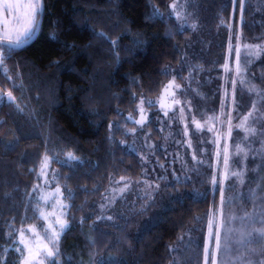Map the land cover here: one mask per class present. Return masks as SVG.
Wrapping results in <instances>:
<instances>
[{
	"label": "trees",
	"instance_id": "16d2710c",
	"mask_svg": "<svg viewBox=\"0 0 264 264\" xmlns=\"http://www.w3.org/2000/svg\"><path fill=\"white\" fill-rule=\"evenodd\" d=\"M232 1L199 0L197 10L191 0L194 14L179 21L170 7L178 0H44L38 35L0 66V96L11 92L15 98L0 102V264H20V231L42 219L35 190L45 156L60 172L59 183L70 202V227L59 243L54 264H203L204 218L220 206L219 188L226 201L225 216L237 217L233 227L248 232L261 226L264 52L256 62L249 61L245 73L237 75L236 65L232 70L216 71L226 60L218 54L226 51L232 38L227 36L225 48L215 50L211 31L221 25L218 33L224 35L230 32L226 24L233 20L231 33L241 36L238 41L264 43V0L246 3L242 19L241 3L234 6ZM199 20L208 29L209 47L207 61L197 67L193 63L195 71H190L194 88L201 87L193 102L198 108L196 103L202 99L209 108L205 116L225 117V126L219 125L221 132L215 134L214 147L219 149L214 155L207 154V168H194L196 174H188L194 179L181 187L164 184L160 177L163 189L153 201L157 209L152 221L140 227L142 215L135 219L137 214L132 217L130 209L114 217L121 226L105 232L95 224V200L105 197L115 179L137 182L154 165L149 163L145 169L140 155L119 143L126 115L136 111L141 98L163 95L173 69L185 64L182 49L193 40L192 25ZM209 55L211 59L215 56L213 61ZM212 70L219 77L212 76ZM187 74L182 78L187 79ZM253 85L261 92L259 96L249 91ZM242 92L246 103L240 98ZM250 111L247 125L255 134L244 139L246 133L236 126ZM160 113L146 125L156 140L155 160L163 159L167 150L157 144L158 134L168 136L172 128L168 123L173 115L162 113L161 125ZM234 142L240 143L247 158L233 154ZM225 149L236 171L242 173V182L235 177L225 181L222 175L213 185L211 178L214 169L222 166ZM69 153L76 159L69 160ZM236 160L241 161L239 165H234ZM165 165L155 168L162 170ZM179 191L182 195H175ZM245 211L253 214L255 222L252 217L239 218ZM236 247L245 261L257 264L264 260V241L255 232L252 243L245 241Z\"/></svg>",
	"mask_w": 264,
	"mask_h": 264
},
{
	"label": "rangeland",
	"instance_id": "374dc122",
	"mask_svg": "<svg viewBox=\"0 0 264 264\" xmlns=\"http://www.w3.org/2000/svg\"><path fill=\"white\" fill-rule=\"evenodd\" d=\"M194 1L197 8L199 6V4L197 5L199 0ZM190 2L191 0H178L176 3V11L180 13V18L178 19L179 21L181 19L184 20L188 18V16L194 14V9L189 5ZM232 2L234 6H236L238 3H241L242 10H244L246 3H249L250 0H233ZM173 14L174 17H176L174 11ZM8 19L11 21V16H8ZM202 20H199V22L197 21L194 23V25H192L194 27V38L191 40V42H189L188 46L182 49V58L185 61V64L173 69L170 81L167 83L168 85L174 81L173 87L167 92H164L159 98H141L136 111L126 115L127 122L131 124L126 122L122 125L123 134L119 139V143L128 149L137 152L144 163L145 169L149 163H154V165L151 167V169L148 168L147 175L146 173L144 176L142 175V178L137 182H128L127 180L115 179L111 189L107 192L105 197L101 200H95V224L105 232H113V227L121 226L122 224L117 222L114 217L116 214L123 213L124 211L130 209L132 213L136 212L137 217H135V219H139V217L142 215L143 220H139L140 222H138L140 227L152 221L155 216L154 213L157 209L155 208L157 203H154L153 201L160 195V192L163 189V186L160 182V177H164V184H173L181 187L187 181L190 182L192 181L191 179H194L192 175H188L190 173L196 174L197 171H194V168L198 170L206 169L210 164V162H207L205 159L206 155H214L216 149H219L214 147V145H216L214 144L216 141L215 134L219 135L221 132V130L217 129L219 125L221 127L225 126V117H223L221 120V118H217L214 113L205 116L204 111H209V108L205 107V104H202V99L198 100L196 103L198 108L195 107L193 102V98L198 97L196 94L199 95V89L201 87L198 86V88H194L190 71L192 70L193 73L195 71L193 63L194 65L196 64V67L202 65V61L206 59L205 51L209 47L207 46L206 42L208 29L204 27V21ZM233 24V20L229 24H226L229 27L228 31H230L228 33L223 32V34H226V36L218 33L221 30L219 29L221 25L218 27L215 26V32L211 31L215 50H218L219 46H221V49L225 48L224 39L227 36L232 38V41L227 46V52L225 51L220 54L217 52V54L220 56L218 58L224 56L226 60L217 66L218 68L220 67V69L216 70L217 67L215 65L213 66V69L216 71H222L221 69L228 71L232 68V66H235L234 54L230 53L229 49H235L237 46H239L242 73H245L249 61L256 62V59L261 58L262 54L260 53V56L259 54L255 56H250L247 54V50L245 49L244 45L252 44L247 43L245 40H237L241 36L236 38L235 36L237 34H235V32L231 33L234 30ZM3 27V20L0 19V30H2ZM38 28L39 21L36 31L31 38L36 35ZM256 44L257 43L254 45ZM212 56L213 55H209L211 61H213L215 58L214 56L213 59H211ZM209 58L207 57V59ZM246 61L247 63H245ZM226 64L228 65L227 70L225 69ZM215 70H212V76L215 77L217 74V77H219V74ZM187 71H189V74H187V79L182 78V75L185 77V73ZM223 74L224 77H227L228 75L226 72H223ZM184 79H186L185 82ZM1 96L4 97L3 100H8L7 93ZM240 98L244 103H246V97L243 92L240 94ZM141 101H143V104H141ZM141 108L143 109V112H141ZM159 112H161V118L159 122L161 125L163 124L162 113L163 115L171 114L173 116L169 121L170 123H168V125L172 127L170 131H168L170 136L168 135V137L167 135H163L162 138L159 134L157 136L159 138L157 144L160 146H166L167 150L164 153L163 159L161 158L159 160H155L153 157L156 156L157 152L153 149V146L156 140L154 137H152V132L150 129L146 128V125L151 121L152 117H157L156 115H158ZM244 117L245 116L242 115L240 118ZM137 121H140V123H137ZM195 122L200 124L199 128H197ZM159 129L164 132L163 126H159ZM217 141L220 143L223 142L222 138H218ZM47 157L49 158L48 167L45 168L42 173L41 168L42 164L44 163L43 159L39 169L41 182L36 187L35 191L40 202V212L43 211L46 215H48L49 220L53 222L55 221L56 216H60L61 220L66 222V228L60 235L58 241L59 245L63 235L70 227V222L68 219L70 202L68 201L67 190H65V188L59 183L60 172L55 166L52 165V159L49 156ZM232 160L233 158H231L229 161L230 170L233 167ZM164 163H166L165 168L160 170ZM171 163L174 164V167H169V164ZM155 166H158L160 169H156ZM214 171L215 173L213 175H215V177L222 178V172H224L223 165L221 168L214 169ZM57 188L60 189L59 193L56 191ZM174 194L175 193H173V195ZM175 195L180 196L182 193L179 191ZM52 213H55V215H51ZM134 216L135 213L132 215V217ZM34 224L38 227H46V222L42 219L36 221ZM34 224L23 227L21 230H27ZM55 227L57 231L60 230L59 225H55ZM25 234L28 237L31 236V234L28 232ZM17 248L22 249L23 245L19 243V247ZM22 259L23 257L21 256L20 264H22Z\"/></svg>",
	"mask_w": 264,
	"mask_h": 264
},
{
	"label": "snow or ice",
	"instance_id": "6c2138e0",
	"mask_svg": "<svg viewBox=\"0 0 264 264\" xmlns=\"http://www.w3.org/2000/svg\"><path fill=\"white\" fill-rule=\"evenodd\" d=\"M175 12L177 19L180 18V13L176 11V3L171 6ZM44 11V0H0V19L3 20L4 27L0 30V66L4 65L6 60L15 52L17 48H20L26 43L32 35L35 33L39 16ZM8 16H11L9 21ZM243 16V10L241 9V19ZM247 50V54L255 56L264 52V43L256 45H244ZM230 53L234 54L235 72L239 75L242 71L241 68V57L240 49L237 46L235 49L230 48ZM247 63V61L245 62ZM225 69H228V65H225ZM241 83H244L241 81ZM174 81L169 83L164 91L167 92L173 87ZM250 92H255L256 95H260L261 92L253 85L249 88ZM4 99L0 96V102ZM7 99L12 102L15 98L11 92L7 93ZM178 103V101H177ZM143 104V101H141ZM252 110H256L255 103L252 104ZM141 112L143 109L141 108ZM167 114V113H165ZM252 116L250 111L247 116L243 118L240 124L236 127L246 133L244 139H247V134L254 135L255 129L247 125V120ZM140 123V121H137ZM197 128L200 127L198 122H195ZM227 134L230 137L232 132L231 121L228 120ZM225 149V155L223 157L222 165L224 169L223 180H228L230 177H235L242 182V173L235 170L233 166L230 170L229 157ZM233 154L240 156L241 160L247 158V153L241 147L240 143L234 142ZM243 154V155H241ZM195 158V156H194ZM48 157H44V163L42 164L41 171L48 167ZM69 160H75L76 157L72 154H68ZM240 160L234 161V165H239ZM213 185L217 184V178L213 176L211 178ZM235 183V182H234ZM57 193L60 189H56ZM220 195V206L213 212H210L205 216L204 221L207 225V243L202 246V259L203 264H209L211 258V264H253L251 259L245 261L243 256L240 254V249L236 245L244 244L247 241L249 244L252 243L253 232L257 233L258 237L264 241V222H261L259 228L253 227L251 231L245 232L241 229H237L232 226V221L236 220V215L229 213L227 217L224 213V204L226 203L223 195V189H217ZM46 199V198H44ZM54 207V205H53ZM264 213V209L261 210ZM51 215H55L52 213ZM42 220L46 222V227L37 225L30 226L27 230L20 231V244L23 248H18L17 251L21 253L22 264H54L58 259L59 245L58 241L60 235L66 228V222L62 221L60 216H56L55 221L49 220L48 215L43 211L40 212ZM255 218L253 214L245 211L244 215L239 217L242 221ZM55 225H59V231H57ZM26 232L30 233L31 236H26ZM223 232V235H222ZM43 233V234H42ZM183 239V237H181ZM236 257L235 260L232 258ZM257 264H264V260H260Z\"/></svg>",
	"mask_w": 264,
	"mask_h": 264
},
{
	"label": "water",
	"instance_id": "95a60500",
	"mask_svg": "<svg viewBox=\"0 0 264 264\" xmlns=\"http://www.w3.org/2000/svg\"><path fill=\"white\" fill-rule=\"evenodd\" d=\"M39 30H40V23H39V28H38V30H37V33H36V35L33 37V38H31L30 40H28L26 43H24L22 46H24V45H26V44H28V43H30L37 35H38V33H39ZM21 46V47H22Z\"/></svg>",
	"mask_w": 264,
	"mask_h": 264
}]
</instances>
